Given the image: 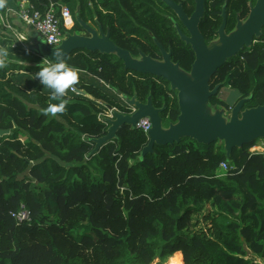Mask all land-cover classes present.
I'll return each instance as SVG.
<instances>
[{
	"label": "trees",
	"instance_id": "obj_1",
	"mask_svg": "<svg viewBox=\"0 0 264 264\" xmlns=\"http://www.w3.org/2000/svg\"><path fill=\"white\" fill-rule=\"evenodd\" d=\"M29 1L37 8L64 5L73 20L79 6L84 22L109 29L133 56L138 48L150 53L143 40L157 51L146 30L151 21L176 39L170 23L150 11L167 9L160 0ZM174 1L194 7L193 0ZM64 32L83 34L75 20ZM12 44L0 28V49L8 53L0 66V264H164L179 252L183 264H256L247 251L264 258V153L250 154V144L227 159L222 144L184 138L154 145L142 158L146 135L124 125L88 157L90 139L106 133L98 119L106 105L130 112L113 100L117 91L164 106L163 127L176 122V93L159 77L124 70L114 55L76 51L65 59L78 72L76 92L69 89L65 111L52 114L45 110L59 101L36 77L42 59ZM170 46L172 60L188 71L193 58ZM242 56L240 65L231 59L219 68L213 84L229 85L235 101L249 97L243 109L264 105V49ZM216 98L209 105L222 108L213 106ZM222 162L230 168H220ZM21 204L29 222L10 216Z\"/></svg>",
	"mask_w": 264,
	"mask_h": 264
},
{
	"label": "water",
	"instance_id": "obj_2",
	"mask_svg": "<svg viewBox=\"0 0 264 264\" xmlns=\"http://www.w3.org/2000/svg\"><path fill=\"white\" fill-rule=\"evenodd\" d=\"M204 1L194 0L195 10L188 18L181 4H176L172 0H161L177 16L190 35L189 38L184 37L176 26L180 39L186 45H190L194 53V61L189 71L173 63L170 59L171 52H166L156 39L154 42L162 55L161 60L153 59L143 53H139L138 58H134L129 51L118 47L110 39L109 29L104 31L98 23L95 29L84 22L80 16L79 6L76 8L74 20L82 28L83 34L66 32L65 38L59 45L50 47L45 44L38 32L25 31L31 41L28 50L41 59L54 61L55 48L63 49L64 60L70 54L82 50L114 55L122 62L124 70L159 77L167 81L170 90L176 93L179 112L176 122L163 127L160 115L165 110L164 106L156 108L150 96L145 103H142L137 100L136 95L128 98L117 91L116 94L123 100L124 106L131 108L132 111L122 113L113 109L111 105H106L107 110L111 111L109 117L103 118V122L107 125L106 133L99 138L90 139L93 149L88 153V157L115 140L122 126L126 125L135 130L136 124L142 118H148L151 123L150 129L145 134L148 142L140 152L142 158L153 153L154 145L179 143L181 139L186 138L203 145L222 144L225 156L229 159L234 149H240L259 139L264 140V105L243 109V104L249 98H242L230 109L228 115L224 108H212L209 105V99L217 94L221 86L218 84L211 88L209 82L212 76L241 50L251 47L254 38L262 35L264 0H256L246 20L239 21L234 30L228 34L224 32L223 20L217 39L208 44L204 42L198 30L204 11ZM222 17L224 19V14Z\"/></svg>",
	"mask_w": 264,
	"mask_h": 264
},
{
	"label": "flooded vegetation",
	"instance_id": "obj_3",
	"mask_svg": "<svg viewBox=\"0 0 264 264\" xmlns=\"http://www.w3.org/2000/svg\"><path fill=\"white\" fill-rule=\"evenodd\" d=\"M172 1L176 4L182 5L181 2H175L174 0H172ZM193 2H194V0H193ZM255 2H256V0H205L204 1L203 15L200 18V21L198 24V30H199L204 42L206 44H208L209 42L217 39L218 30L220 29V26L222 25L223 20L225 21L224 32L226 34L230 33L232 30H234L235 26L237 25V23L239 21L243 22L246 20V18L248 17V15L250 13V9L252 6L255 5ZM216 5H218L217 8L215 7ZM165 7L167 9L151 8L150 11L152 14H154V12H155L158 14V16L164 17L165 18L164 20H166L170 23V25L175 30L176 39L170 33L168 34L167 32H165L164 28L161 27L160 24L158 25L156 22L151 21V25L154 27V29H157L158 32L162 35V38L160 37V40L162 42H160V40L155 36L154 33H152L150 30L146 29L147 33H148L149 37L151 38L152 43L155 46V48L157 49V51H155L154 48L151 47V44L149 43V41L143 40V41L139 42L140 45L145 47V48H149L150 53L145 54L144 52H142V50L140 48H138V54L136 56H133L131 53L130 54L134 58H138L139 53H143L145 55H149L153 59L161 60L162 55H161L158 47L156 46V44L154 42V39H156L166 52H169V51L171 52V56H170L171 61L173 63H177L179 66H180L179 61H173L172 60L173 50H172L170 45H175L176 49H179V47H180L182 49V52L187 53L185 55L193 58L191 61V64H190V68H191V65L194 61V53L191 50L190 45H186L185 42L180 39V36L177 33V27L179 28L180 32L184 35V37L189 38L190 35H189L187 29L184 27V25L182 23H180L177 16L172 12V10L170 8H168L166 5H165ZM182 9H183L184 13L186 14V16L189 18L195 10V2H194V7L192 9L189 7L183 8V6H182ZM222 14H224V19L222 17ZM91 26L96 29L97 28V22H96V25H91ZM210 27H216V28L213 30L212 35L209 37L207 32H208V29ZM261 33H262V35L259 38L253 39L251 47L244 48L236 56L231 58V59H233L235 65H240L241 61H243V59H244V56H242V53L249 50L250 48L255 47V48H260L261 50L264 49V40H263V38H264L263 37L264 36V27L261 29ZM188 51H189V54H188ZM178 53H179V51H178ZM231 59H229V60H231ZM229 60L227 62H229ZM180 68H182V67L180 66ZM190 68H189V70H190ZM183 70H185V69H183ZM185 71H187V70H185ZM209 83L211 85V88H213L214 86H216L218 84L221 85L217 94L226 86L231 88L229 85L222 84V82H217V83L213 84L214 82L212 81V79H210ZM229 95H230V93L228 94V97H229ZM246 98H249V97H246ZM239 100L235 101L232 106H234ZM122 102H123V100H122ZM245 103L243 104V106L245 105ZM122 104L124 105V102ZM226 104H228L227 100L223 101L222 103L220 102V100H218V104H215V105L216 106H224ZM127 108L130 111H132L131 108H129V107H127ZM114 109H116V108H114ZM108 112H109V110L107 112H105L104 114L107 115Z\"/></svg>",
	"mask_w": 264,
	"mask_h": 264
},
{
	"label": "built area",
	"instance_id": "obj_4",
	"mask_svg": "<svg viewBox=\"0 0 264 264\" xmlns=\"http://www.w3.org/2000/svg\"><path fill=\"white\" fill-rule=\"evenodd\" d=\"M16 18L19 20L21 26L38 32L46 45L54 47L59 45L65 38V32L73 28L74 20L69 9L64 5H57L49 2L41 8H37L28 0H19L17 8L14 10ZM0 28L4 33L9 34L13 41V46H20L24 50H28L31 41L28 40L27 35L18 29L9 19V14H0ZM74 92L73 87L70 88ZM108 114H100L98 119L103 121L104 117H109ZM151 123L148 118H142L136 124L137 130L144 134L150 129ZM262 140V139H259ZM258 141V140H257ZM258 144L252 143L249 151L251 154L264 153V140ZM220 168L227 170L230 168L227 163L222 162ZM11 218L16 223L29 222L31 219L30 212L24 205H20L16 211L10 213Z\"/></svg>",
	"mask_w": 264,
	"mask_h": 264
},
{
	"label": "clouds",
	"instance_id": "obj_5",
	"mask_svg": "<svg viewBox=\"0 0 264 264\" xmlns=\"http://www.w3.org/2000/svg\"><path fill=\"white\" fill-rule=\"evenodd\" d=\"M0 6H2V3H0ZM7 55L6 49H0V66L3 65L4 58ZM53 56L55 57L54 61H50L47 58L42 59L36 77L39 78V82L44 87L50 90V98L59 101L58 104L50 105L45 110L55 114L65 111L67 101L63 97L66 96L70 87L78 81V72L65 62V53L62 48H55Z\"/></svg>",
	"mask_w": 264,
	"mask_h": 264
},
{
	"label": "crops",
	"instance_id": "obj_6",
	"mask_svg": "<svg viewBox=\"0 0 264 264\" xmlns=\"http://www.w3.org/2000/svg\"><path fill=\"white\" fill-rule=\"evenodd\" d=\"M29 1V0H28ZM30 2V1H29ZM19 3V0H4L2 2V7H3V11L0 12L1 15H5V14H9V19L12 22V24H14V26H16L18 29H20L22 32L25 33V31L28 32H33V30L28 29L26 27L21 26L19 20L16 18L15 14H14V10L17 8V4ZM31 3V2H30ZM32 4V3H31ZM34 5V4H33ZM35 6V5H34ZM26 34V33H25ZM99 81L100 84H102L105 88H109L102 80L97 79ZM76 92V90H75ZM82 93V92H81ZM87 97L93 99V97H91L88 94ZM99 102V101H98ZM250 153V152H249ZM251 154V153H250ZM180 253V252H179ZM181 254V253H180ZM182 256V254H181ZM246 258L252 259V261L256 264H264V258H259V257H255L250 251H247V255Z\"/></svg>",
	"mask_w": 264,
	"mask_h": 264
},
{
	"label": "rangeland",
	"instance_id": "obj_7",
	"mask_svg": "<svg viewBox=\"0 0 264 264\" xmlns=\"http://www.w3.org/2000/svg\"><path fill=\"white\" fill-rule=\"evenodd\" d=\"M148 29H154V27L150 24L149 25V27H148ZM84 33V32H83ZM231 88H229L228 86H226L225 88H223L218 94H217V100H220V102L222 103L223 101H226L227 100V103L228 104H226V105H224V106H232L233 105V103L235 102V97L234 96H232V91L230 90ZM114 92V91H113ZM115 93V92H114ZM230 93V95H229V97H228V94ZM117 98V99H116ZM116 98L114 99L113 98V100L115 101V102H121V103H123L122 102V99L119 97V96H117V94H116ZM262 99H264L263 97H261L260 98V100H262ZM213 106H215V104L213 105ZM113 109H114V107H112ZM222 108H224V110H225V113L228 115L229 114V111H230V109L232 108V107H229V108H225V107H223L222 106ZM260 142H263L262 140H258V141H256L254 144H258V143H260ZM219 144V143H218ZM220 145V144H219ZM248 152H250L249 151V149H248ZM181 253V252H180ZM181 256H180V254H174L173 256H171L168 260H166V262L164 263V264H183V262H182V260H183V257H182V259L180 258ZM153 264H155V263H153Z\"/></svg>",
	"mask_w": 264,
	"mask_h": 264
}]
</instances>
